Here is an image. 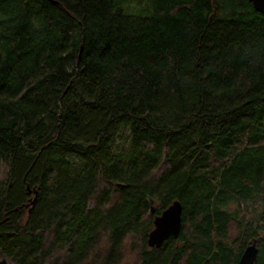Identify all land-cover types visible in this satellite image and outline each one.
<instances>
[{
    "label": "trees",
    "instance_id": "16d2710c",
    "mask_svg": "<svg viewBox=\"0 0 264 264\" xmlns=\"http://www.w3.org/2000/svg\"><path fill=\"white\" fill-rule=\"evenodd\" d=\"M253 241L264 264L263 13L0 0V264H238Z\"/></svg>",
    "mask_w": 264,
    "mask_h": 264
},
{
    "label": "water",
    "instance_id": "95a60500",
    "mask_svg": "<svg viewBox=\"0 0 264 264\" xmlns=\"http://www.w3.org/2000/svg\"><path fill=\"white\" fill-rule=\"evenodd\" d=\"M255 10L264 14V0H249ZM36 193V191H34ZM34 193V194H35ZM35 195L32 202L35 199ZM153 211V208H152ZM154 227L149 232L147 243L150 247H160L171 236L178 237L182 227V204L174 200L153 220ZM258 254L256 241L248 244L242 253L238 264H255Z\"/></svg>",
    "mask_w": 264,
    "mask_h": 264
}]
</instances>
